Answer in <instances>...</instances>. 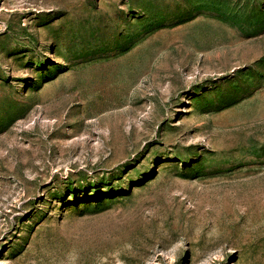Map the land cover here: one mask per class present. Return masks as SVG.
<instances>
[{
  "label": "rangeland",
  "instance_id": "1",
  "mask_svg": "<svg viewBox=\"0 0 264 264\" xmlns=\"http://www.w3.org/2000/svg\"><path fill=\"white\" fill-rule=\"evenodd\" d=\"M0 264H264V0H0Z\"/></svg>",
  "mask_w": 264,
  "mask_h": 264
}]
</instances>
